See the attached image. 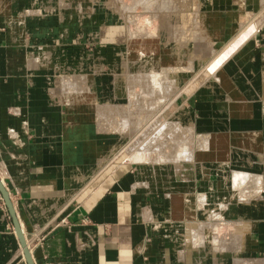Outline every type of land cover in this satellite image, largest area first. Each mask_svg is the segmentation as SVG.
Here are the masks:
<instances>
[{"label": "crops", "instance_id": "0c3cea01", "mask_svg": "<svg viewBox=\"0 0 264 264\" xmlns=\"http://www.w3.org/2000/svg\"><path fill=\"white\" fill-rule=\"evenodd\" d=\"M30 1L0 0V179L34 263L264 261V0L202 7V42L181 48L194 54L192 68L189 61L186 68L178 65L176 40L157 37L153 44L152 64L175 76L173 119L191 129L180 137L207 140L194 161L175 164L128 159L122 150L127 114V121L113 123L106 112L108 104L127 101L117 80L127 74L129 50L113 43L95 47L108 70L94 76L95 62L84 60L91 52L80 46L88 38L81 18L65 24L56 16H32L25 13ZM133 67L148 68L138 58ZM66 72L72 79L59 78ZM235 171L260 181L240 194L231 180ZM211 208L233 217H220V232L241 242L232 237L227 249L206 228L205 244L194 245L204 223L194 219ZM163 229L180 234L164 237ZM0 264H28L1 192Z\"/></svg>", "mask_w": 264, "mask_h": 264}, {"label": "rangeland", "instance_id": "374dc122", "mask_svg": "<svg viewBox=\"0 0 264 264\" xmlns=\"http://www.w3.org/2000/svg\"><path fill=\"white\" fill-rule=\"evenodd\" d=\"M32 1L33 2L30 1L31 3H28V6H26L25 8V13L28 12V14H31L32 16H39V17L56 16L57 18L60 17L64 19L65 24H66L67 19L78 18V17L81 18L82 24H80V28L84 31L83 33H86L88 38L87 39L81 38L80 46L91 52L90 53L91 56L84 60L85 61L92 60L95 62L91 64L92 66L91 73L94 76H101L104 70H108V69H104V67L102 66L103 59L100 58L101 54L100 53L97 55L93 54L95 47L102 49L104 48L106 43L107 44L113 43L114 45H117L119 49L122 46V47H125L126 50H129V57L130 59H132L130 61L131 63L130 66L128 65L129 72H127L128 75H131V82L128 88L129 92L125 89L126 74L125 76L124 75L122 76L123 83L120 78L117 80V83L120 87L118 88L120 90H123V94L127 96V101L124 100L125 103L116 104V105L108 104L109 107L106 109V112L108 116L110 117V119L113 120V123H116L117 121H122V119H124V117L126 116V114H128L129 111H132L133 115L135 114V116L132 118L133 119L135 118V121L137 120L136 121L138 125L136 128L137 130L135 133L128 135L129 139L128 141L125 142V146L122 149L128 152L129 154L128 159H131V156L134 157L136 155V154L134 155V153H135V150L136 152H138L137 150L138 148H141L139 149V151L141 150L140 152H144L146 150H149V148L151 147L149 152L152 151L151 153H153L154 155L149 154L147 155L148 158L145 157V158L139 159L142 161L138 163H145V162L174 163V160H172V157L174 155L171 156V154H169V151H174V148H176L173 142L174 136H172L171 138V135H170L172 131H170V133L169 132L166 133L165 135L163 134L164 136H162V132L160 131L164 128L165 125L168 126L169 123L172 124V122H176V121L179 122L180 125L183 127L181 131H183L184 129V132H187L191 129L189 127H186L184 124H182L180 120L173 119V116H172V109L170 107L172 106V104L174 103L177 97V94L176 95L174 94L177 91L176 89H171L170 91L166 90L169 82L171 81V79H169L167 75L172 74V70L171 71L168 69L158 70L157 72L154 70V73H156L158 76H161L163 78L164 81L163 80L161 81L166 83V85L164 83L162 84L164 86V91L161 93V98L162 99L164 98L162 107L163 108L168 107L165 113L159 114L157 113L158 111L146 112L141 107L142 105H144L142 96L139 95L140 98L137 96V94L140 93L141 91L139 84L142 83V81H140V83L138 82L139 84H136L137 82L135 83L136 81L135 78L137 74H139L138 77L140 78L141 76H147L148 75L147 72L152 71L150 69L153 67V64H152L153 56L152 55L154 53H146L142 56V53L138 51V55H137V57H139L138 59H141V62H143L144 66H148V68L146 67L147 69L145 71H143L142 69L139 71L137 70V68H135L136 66L133 67L137 59V58L136 59L134 58L136 57L134 55L137 53V50L149 51L151 49L150 46L154 48L153 44L158 45V42H159L158 38H160L161 40H164L163 42L165 43L167 42V44L171 40H176L175 44L178 49L176 48L174 51L181 53L182 55L181 59L185 61V63L180 61L181 63L179 62L178 65L180 66L181 64L183 68V66L187 65L189 61L188 67L192 68L193 65H192V60L190 61V58L192 59L194 57V54L191 56H188L187 54H184L181 52V48L185 46L186 47L190 46V43L191 44L194 43L195 45L196 42H198V40L202 42V39L200 38V36L201 34H203L205 29L202 28L201 26L202 21L201 19H199L201 15L200 9L202 7L207 8V7H211L214 5L216 6L218 0H192L193 4L192 3H191L192 5L190 4L191 5L190 9H192L193 11L192 10L190 11L191 12L190 15H193L192 12H195V13L197 12L198 18H195L193 20V27L188 26L189 28L188 27L185 28L184 25L186 23L181 19L183 14H185L182 11L184 6L182 7L175 6L176 8L175 7L173 8L172 4H174L173 3L174 0H32ZM245 1L246 0H235V2L239 4L240 3L243 4ZM247 1L250 2V0H247ZM254 1H259V0H254ZM174 2L176 3V1ZM182 2H185V0L184 1L182 0ZM212 2H215L214 5H212ZM175 14H177L178 17L180 18L178 19L176 23H175L176 21ZM95 17H96V21L94 25L92 26V22L88 23V20L91 21L92 19L94 21ZM190 21H191V16H190ZM188 24L191 25V23H188ZM89 27L93 28V30L89 32L85 31V29ZM191 27L193 30H191ZM105 33H107L106 36L108 37H105L104 35ZM124 53L123 52L120 53V56H122V58L119 57V61L120 60L122 62L125 61ZM184 68H186V66ZM88 72H89L88 70H85L86 75L88 74ZM76 73L79 74L80 72H76ZM85 73L81 72L80 74L82 75ZM113 73H116V72L114 71ZM62 77L64 78L70 77L72 79L71 73H67V72L66 74L62 73L61 77L59 78L62 79ZM87 78H89V76ZM143 82L148 85H150V83L154 84L151 81L150 82L143 81ZM171 82H173V80ZM173 84H176V83L174 82ZM90 89L91 88H89L88 90ZM119 89H118V92H119ZM133 95L138 97V98L136 97L137 100H139L138 105H135L132 108H127V106L131 104L130 103L131 101H134L135 103V99H132ZM170 102L171 104L169 105ZM140 103H142V105ZM127 110L128 112L126 113ZM166 118L167 120H165ZM104 123H106L107 127L112 129L113 131L120 132V129L116 127V124L113 125L111 123L110 125L109 124L110 121H106ZM158 123L160 125L162 124L161 125L163 127L162 129ZM177 132L178 133H176V135H181L179 133V129ZM195 135L196 134L194 133L191 134V136L193 137V141H194L192 143L193 144L192 148H194L193 149L194 153H195V148H196L195 146L196 144H198L196 138L194 137ZM140 144H143V145L140 146ZM203 145H206V142H204ZM187 146L185 148H182L183 151L182 150H179V151H181V153L182 152L184 153V151L186 152V149H188ZM188 147L190 148L191 146H188ZM197 149L200 150V148H197ZM157 151L159 152L157 153L158 159H157V154H156ZM131 152H133V155ZM164 153L167 154L168 156H171L170 157L171 159L168 157H167L168 159H166L167 155H165ZM160 154L163 156L165 155L164 158ZM172 154H175V153H172ZM149 158H150V161H149ZM192 158L193 160H195L194 157ZM155 159H157L158 161H156ZM151 160H155V161H151ZM179 161L180 162L188 161V159H186V157L184 156L178 159L176 163H178ZM231 180H232V175H231ZM236 188L240 189L241 191L240 194L246 193L247 195V192L244 191L245 188L247 189V187L241 186V188L240 187H236ZM246 195L241 196V197L245 198ZM218 206L220 207L219 204L217 205V207ZM143 211H145V209H143ZM217 211H220V210H217ZM215 214H216V210L214 211V209L211 208L205 215L196 216L194 221L200 222V223L201 222H204V223H210V222L216 223L217 222V224L219 223L221 224V222L218 221L220 217L224 221H230L231 219H233V217H227L225 214H220L221 216L218 214V217H217V214L216 215ZM156 221L158 222V220ZM223 225L224 223H222L220 227ZM209 230L212 231L213 237L215 233L220 232V228L219 229L216 228L212 230L209 229ZM162 232H163L162 235L164 237H169L170 235L178 236L180 234V232H177V233L173 232L172 234L171 232H169L168 229L166 230L163 229ZM203 233L206 235V230H203ZM223 237H224V242L226 241L225 243L227 245L225 246L227 249L230 247L229 246L230 243H232L231 241L232 237H235L234 242L236 243L241 242L238 235H235V234H231V235L229 234L228 236L223 235ZM246 264H264V261H253V262L249 261V263H246Z\"/></svg>", "mask_w": 264, "mask_h": 264}, {"label": "bare ground", "instance_id": "6f19581e", "mask_svg": "<svg viewBox=\"0 0 264 264\" xmlns=\"http://www.w3.org/2000/svg\"><path fill=\"white\" fill-rule=\"evenodd\" d=\"M174 1H176V3L174 2ZM173 1V3L174 4H172L173 5V8L176 6H179V7H182V6H184V10L182 9V11L185 13V14H183V16L181 17V19L186 23L184 26H185V28L186 27H190V26H192L193 27V20L195 19V18H198V14H197V12L195 13V12H192L193 13V15H190L191 14V10L192 9H190L191 8V5L193 4L192 3V0H185V2H182V0H174ZM184 1V0H183ZM192 3V4H191ZM191 4V5H190ZM175 7V8H176ZM194 7V6H193ZM177 10H178V8H177ZM190 13H189V12ZM193 11V10H192ZM183 12H181V13H183ZM181 15V14H180ZM175 16H176V21H175V23L178 21V19H180L179 17H178V15L177 14H175ZM190 16H191V21H190ZM181 21V20H180ZM188 23H191V25H189ZM188 27V28H189ZM192 27H191V30H193L192 29ZM166 44H167V42H166ZM150 50L149 51H145V50H142V51H140V50H137V51H139L140 53H142V56L144 55V54H146V53H154L155 52V49L154 48H152V46H150ZM137 58H139V57H137ZM185 58V57H184ZM136 59V58H135ZM181 62H183V63H185V61H183L182 59H181ZM130 62H129V66H130ZM129 66H127V72H129ZM186 66V65H185ZM185 66H183V67H185ZM158 67L157 66H155V65H153V67L150 69V70H152L151 72H147V76H141L140 78L138 77L139 76V74H137L136 75V81H135V83L136 84H139L140 83V81H142V83H140L139 84V87H140V93H138L137 94V96L139 97V95L140 96H142V98H143V104L144 105H142V103H140L142 106V109L144 110V111H146V112H151V111H158L157 113H159V114H162V113H165V111H166V109L168 108V107H166V108H163L162 107V104H163V100H164V98L162 99L161 98V93L164 91V86L162 85L163 83L166 85V83L165 82H163L164 80H163V78L161 77V76H158L156 73H154V70L157 72L158 71V69H157ZM161 70V69H160ZM141 75V74H140ZM130 77V78H129ZM167 77L169 78V79H171V81L173 80V82H169V84H168V87H167V89L166 90H171V89H176V84H173L174 82H175V80H174V75H173V73L172 74H169V75H167ZM126 78H127V83H125V87H127V91L129 92V85H130V82H131V75H128V74H126ZM168 79V80H169ZM161 80H163V81H161ZM143 81H147V82H152V83H154V84H151L150 83V85H148V84H146V83H144ZM139 82V83H138ZM199 85H201V84H199ZM177 93V92H176ZM181 93V92H180ZM129 95H131V94H129ZM137 96H135V95H133V98L132 99H135V103H134V101H131L130 103V105L128 106V108H132V107H134L135 105H138V102H139V100H137ZM137 97V98H136ZM176 97V96H175ZM130 98V99H131ZM140 98V97H139ZM161 98V99H160ZM139 104V105H140ZM168 104V103H167ZM171 104V102L169 103V105ZM135 116V114L133 115V113L132 112H130V113H128L127 114V117H128V125L127 124H125V125H127V133L128 134H133V133H135L136 132V128H137V123H136V121H135V118L133 119L132 117H134ZM126 117V116H125ZM127 117H126V121H127ZM139 117V116H138ZM145 118V117H144ZM132 119V120H131ZM136 119H137V117H136ZM139 119V118H138ZM125 120V119H124ZM165 120H167V118L165 119ZM122 122V121H121ZM164 122V121H163ZM125 123V122H124ZM159 124V123H158ZM176 122H172V124L171 123H169V125L168 126H164V128L160 125V127H161V131L160 132H162V136H163V134L165 135L167 132H170L171 130H175V132H173L171 135H173L174 136V144H175V147L176 148H174V151H170L169 152V154H171V156L172 155H174L173 157H172V160H174V161H176V160H178V159H180V158H182L183 156L182 155H184L185 154V157L187 158V159H190V160H193V158L192 157H194V158H196V155H197V152H198V149L197 148H202V147H204L205 145H203V143H204V141L206 142V144H207V140H204V139H201V137H199V136H196L195 138H196V140H197V143L198 144H196V148H195V153H194V148H192V143L194 142L193 141V138H190V137H180V135H176V133H178L177 131H178V129H179V133L180 134H184L185 132H184V129H183V131H181L182 130V126L181 125H177L176 126ZM159 127V128H160ZM158 128V129H159ZM157 129V130H158ZM126 130V129H125ZM181 131V132H180ZM179 138V139H178ZM153 139V138H152ZM155 139V138H154ZM203 141V142H202ZM131 143V142H130ZM173 144V143H172ZM209 144V143H208ZM143 144H140V146H142ZM191 146L190 148L188 147V146ZM140 146H138V147H140ZM150 146V145H149ZM173 146V145H172ZM187 146V148L188 149H186V152L184 151V153L182 152L181 153V151H179V150H182V148H185ZM129 147V146H128ZM144 147H145V145H144ZM143 147V148H144ZM148 147V146H147ZM149 148V147H148ZM151 148V147H150ZM150 148H149V150H146V151H144V152H140L139 151V149H141V148H136L137 150H138V152H136V150H135V153H134V157H132L131 156V159L130 160H132V161H142V160H139V159H142V158H145V157H147V155H149V154H152V155H154L153 153H151V152H149L150 151ZM209 148V147H208ZM157 150V149H156ZM206 150V149H205ZM183 151V150H182ZM147 152H149V153H147ZM132 153V155H133V152H131ZM157 153H159L158 151L156 152V154ZM166 153V152H165ZM164 153V154H165ZM172 153H175V154H172ZM155 154V155H156ZM161 155V154H160ZM159 155V156H160ZM165 155H167V154H165ZM164 155V156H165ZM163 158H164V156L163 155H161ZM171 156H166V159H168V158H170ZM168 157V158H167ZM148 158V157H147ZM152 159H153V157H152ZM157 159H158V154H157ZM157 159H155L156 161H158ZM161 159V158H160ZM171 159V158H170ZM155 160H151V161H155ZM144 161V160H143ZM149 161H150V158H149ZM160 161V160H159ZM162 161V160H161ZM194 161V160H193ZM232 181H233V184H234V186H235V188L236 187H240L241 188V186H243V187H246V185H248V184H253V185H256L257 183H259V181H260V176H255V175H252L251 173H246V172H242V171H235L234 173H233V176H232ZM241 196H244V195H241ZM217 214V213H216ZM215 214V215H216ZM214 216V215H213ZM216 217V216H215ZM217 217H218V214H217ZM213 219V218H212ZM211 219V220H212ZM220 224V223H219ZM217 224V222L215 223H202L201 225H199V230H197V232H196V234H194L193 235V237H194V245H198V246H200V245H202V244H205V242L203 243L202 242V237H205L204 235V233H203V230H205L206 228H210L211 230L212 229H219V228H221L220 227V225L222 224ZM214 239H215V242L217 243V242H220L222 239H224L223 238V235L220 233V232H218V233H215V235H214ZM204 241H205V239H204ZM221 248H225L224 246H220ZM237 258V257H236ZM233 264H237V262L236 263H233ZM239 264V263H238ZM241 264V263H240Z\"/></svg>", "mask_w": 264, "mask_h": 264}, {"label": "water", "instance_id": "95a60500", "mask_svg": "<svg viewBox=\"0 0 264 264\" xmlns=\"http://www.w3.org/2000/svg\"><path fill=\"white\" fill-rule=\"evenodd\" d=\"M0 192L2 194V197L5 201V204L11 214V217L13 219L14 222V226H15V230L16 233L19 237V240L21 242L22 248H23V252L26 258V261L28 262V264H35L34 260H33V256H32V252L31 249L28 245L27 239L25 237V234L20 226V222L18 220L17 214H16V210L14 207V203L12 201V198L10 196V192L9 190L5 187L4 183L2 182V180L0 179Z\"/></svg>", "mask_w": 264, "mask_h": 264}, {"label": "snow or ice", "instance_id": "6c2138e0", "mask_svg": "<svg viewBox=\"0 0 264 264\" xmlns=\"http://www.w3.org/2000/svg\"><path fill=\"white\" fill-rule=\"evenodd\" d=\"M213 70V69H210V71Z\"/></svg>", "mask_w": 264, "mask_h": 264}]
</instances>
